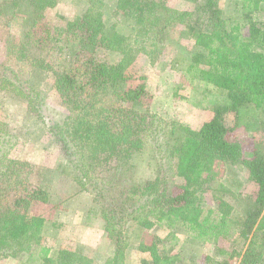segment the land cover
Listing matches in <instances>:
<instances>
[{
	"label": "trees",
	"instance_id": "1",
	"mask_svg": "<svg viewBox=\"0 0 264 264\" xmlns=\"http://www.w3.org/2000/svg\"><path fill=\"white\" fill-rule=\"evenodd\" d=\"M30 1L37 9L58 3ZM115 1L113 14L134 22L131 36L106 20L108 0H85L82 15L65 27H52L40 15L23 26L20 43L9 34L11 57L50 72L67 112L59 119L51 117L42 91L18 70L0 67V263L29 255L41 264H89L86 258L76 261L69 248L56 256L47 245L37 255L32 252L47 222L45 213L32 210L51 204L50 194L44 186V167L12 155L20 137L1 116V94H12L26 100L43 120L78 191L95 195L113 244L107 264H127L131 223L142 228L138 264H187L193 251L204 248L212 252L203 264H230L234 246L225 245L236 237L248 241L238 264H264V148L242 134L247 109L264 111V0H231L239 15L230 19L220 0H205L192 11L173 10L170 0ZM175 26L186 28L189 40L201 49L185 72L221 91L225 101L199 129L159 121L165 142L156 148L174 160L181 182L173 185L162 166L154 179L137 187L129 182L131 162L146 149L157 117L150 112L154 92L134 65L139 55H162L167 32ZM32 50L39 52L34 58L29 57ZM68 52L77 54L74 64L82 62V78L62 67ZM218 163L242 166L255 188L245 197L250 206L241 220L232 216L234 201L242 196L234 185L238 181L221 179L215 170ZM159 229L168 231L166 240ZM178 233L189 242L186 254L184 247L176 250L170 245Z\"/></svg>",
	"mask_w": 264,
	"mask_h": 264
},
{
	"label": "rangeland",
	"instance_id": "2",
	"mask_svg": "<svg viewBox=\"0 0 264 264\" xmlns=\"http://www.w3.org/2000/svg\"><path fill=\"white\" fill-rule=\"evenodd\" d=\"M204 1L170 0L169 5L173 10L192 11ZM115 2L108 0L105 9L106 20L110 25L115 24L118 32L131 36L134 22L122 15L113 14ZM85 7V0H58L56 7L51 9L34 8L30 0H0V67L10 66L13 70H18L23 78L29 79L38 90L42 91L45 102L50 105L49 114L55 119H59L67 110L54 91L53 76L50 72L31 66L29 62H20L15 57H11L9 34L13 33L17 43H20L21 40L18 38L23 26L32 24L40 18V15H43L44 21L52 27L68 26L82 15ZM220 8L228 19L237 18L239 15V10L231 0H220ZM185 31L186 28L182 26L170 28L162 55L157 58L139 55L134 65L137 73L145 77L154 92L155 98L150 112L157 117L152 128L155 131L151 133L146 149L136 155L131 162L132 172L129 174V182L137 187L143 186L147 180L154 179L162 166L167 167L173 185L181 182L173 168L174 160L167 158L156 148V145L161 143L163 147L165 142L160 137L159 121L168 123L175 121L192 129H199L213 116L216 105L225 101V95L221 91L194 80L185 72L187 63L193 55L201 51L189 40ZM248 33L244 28V36H248ZM38 53L32 50L29 52V57L34 58ZM76 55L68 52L69 58H66L67 56L64 58L62 67L64 70L78 73V77L82 78L80 73L82 62L73 63L77 61ZM1 96L3 104L1 116L9 123L12 132L19 134L20 137L12 155L44 167V186L50 194L51 204L36 205L32 210V214L45 213L47 219L39 244L33 247L32 252L37 255L42 245H47L54 250L56 256L60 249L69 248L73 251L76 261L86 258L89 264H107L113 244L104 231L105 224L94 204L95 195L92 192L78 191L79 187L73 181L72 171L64 166L61 153L57 150L55 141L48 135L45 123L28 108L27 101L12 94H1ZM246 117V125L242 128L243 136L264 148V111L249 108ZM215 170L221 179L228 177L227 180L230 182L238 181L234 185L240 189L238 193L242 196L234 201L232 216L236 220H241L250 206L248 198L245 197L255 191V188L247 182V172L242 166L230 168L219 163L215 165ZM52 203L57 204V208L54 209ZM128 228L130 247L126 263L138 264L141 256L137 248L142 228L135 223H131ZM158 233L162 239H167L168 231L159 229ZM177 237L170 241V245L176 246V250L184 247L183 253L186 254L185 248L190 246L189 242L183 233H178ZM232 241L227 242L225 246L227 249H230L231 245L234 246L235 258L231 263L238 264L248 246V241L237 237ZM211 252L212 249L208 248L193 251L192 256L190 254L185 262L203 264L205 255ZM0 264H41V261H34L31 256L23 255L17 259L4 260Z\"/></svg>",
	"mask_w": 264,
	"mask_h": 264
},
{
	"label": "built area",
	"instance_id": "3",
	"mask_svg": "<svg viewBox=\"0 0 264 264\" xmlns=\"http://www.w3.org/2000/svg\"><path fill=\"white\" fill-rule=\"evenodd\" d=\"M231 264H237V263L234 262V263H231Z\"/></svg>",
	"mask_w": 264,
	"mask_h": 264
}]
</instances>
